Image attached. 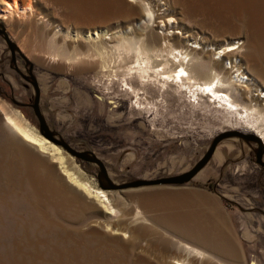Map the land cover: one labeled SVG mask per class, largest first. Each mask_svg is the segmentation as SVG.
I'll return each instance as SVG.
<instances>
[{"label": "rangeland", "instance_id": "374dc122", "mask_svg": "<svg viewBox=\"0 0 264 264\" xmlns=\"http://www.w3.org/2000/svg\"><path fill=\"white\" fill-rule=\"evenodd\" d=\"M148 3L157 16L173 15L177 19L173 28L161 18L144 23ZM31 4V14H0V19L33 63L36 77L46 74L42 64L55 67L53 78L68 66L79 86L88 81L95 95L99 92L117 103L118 117L116 124L105 116L95 117L93 128L83 120L78 133L65 134L74 148L94 152L106 176L96 163L70 156L57 145L52 148L54 157L39 150L0 119V264H184L168 260V250L195 264H264V170L234 164L228 168V159L223 163L210 159L182 185L107 186L108 181L117 185L182 173L222 130L254 131L228 124L219 103L209 97L192 103L189 92L187 97L178 94L174 84L162 96V81L153 71L142 82L132 68L145 64L148 56L153 65L159 64L157 50L168 35L175 47H198V55L208 46L220 49L223 42L244 45L247 53L226 56L217 68L222 72L236 61L254 79V100L263 102L258 88L264 89V0H87L86 5L82 0H33ZM95 13L103 22L97 23ZM175 24L194 38L184 42ZM94 29L103 35L88 37V30ZM122 38H130L135 48L118 46ZM205 60L206 66L216 62L215 55ZM13 65L27 73L22 57L12 62L0 35V109L40 136L37 118L27 105L33 100V88ZM238 73L234 71L235 76ZM131 84L145 88L150 103L141 100L149 107L137 102ZM230 91L237 101H249L238 89ZM227 139L223 141L232 140Z\"/></svg>", "mask_w": 264, "mask_h": 264}, {"label": "bare ground", "instance_id": "6f19581e", "mask_svg": "<svg viewBox=\"0 0 264 264\" xmlns=\"http://www.w3.org/2000/svg\"><path fill=\"white\" fill-rule=\"evenodd\" d=\"M24 1H26L24 5H19V2L17 0H14L12 3L10 1L0 0V4H2L4 7V8H0L2 9L1 11H3V12L0 11L1 16L4 17L7 15V17L8 16L10 17L11 14L23 16L26 14L33 13L34 9L31 4L33 0H24ZM82 3L86 5L87 0H82ZM94 3H96V1H94ZM152 7L153 5L150 3H148L147 6L145 7V9L147 10L146 12L147 17L145 19L146 21L144 20V23L148 24L150 22L151 24L152 23L154 24V21L156 19L161 18L163 21H165L166 26L169 29L173 28L171 27V25L173 22H176L177 19L173 15L160 14L157 16L156 9ZM95 14H96V17L95 16L94 17L96 18V20L99 19L101 15L99 13H95ZM100 22H103L101 18L97 20V23H100ZM92 24L90 25L94 26L93 22ZM174 27L178 28L180 33H182V38L184 42L187 43L188 41L192 40V38H194L193 34L191 32L188 33L187 32L188 30L183 28L180 24H175ZM88 31L90 32L88 37H91L93 39H98L101 35H103V31H100L99 29L88 30ZM107 34L108 33H106V35ZM129 40H127L126 38H122L120 45L118 46H123L126 44L128 46L130 45L133 47L132 41H129ZM170 41H171V37L168 35L165 37V39L162 42V45L165 46V48L161 47L162 45L158 44L160 45V47L157 50V55H160V57L157 56L156 59L159 61L158 62L159 64L153 65L152 59L150 58V56H148V58L144 61L145 64L142 63L141 65H139V68H135V67L132 68V70L138 71L137 74L141 76L142 82L143 81L145 82L147 80L146 76L150 75V71H153L156 74V79L159 82L162 81V84H161V90H163V93L161 94L162 96H166V94L168 93L167 90L172 88L174 84L175 90L178 94H181L182 92V94L187 97L186 94L189 92L188 94L190 95L188 96V99L192 97V103L195 101L196 103L197 102L199 103V101H203L206 97H209V99L212 100L213 102L219 103L218 105L222 109V112L224 113V115L226 116L225 121L228 124L233 125L234 128H244V127L252 128L255 131L253 132L254 133L257 132L256 134L259 135L264 141V101L257 102L254 100V96H253L254 95L253 87L255 84L254 79L251 78L250 76L245 75L243 73V70L241 69V66L240 65L238 66L236 64V61H235V64H233V62L231 63L233 64L232 65L233 68L235 67L234 71H239L237 76H235L236 74H234V71L231 72L230 70H229L228 75L224 74V72L227 73L228 69L232 68V66L226 65L225 67L226 70H223L222 72H220L217 68V66L219 64H222V62L224 61V57L227 56L232 59V57L236 58V56H238L241 52L242 53L246 52V51L243 52V50H245V48H243L244 45L236 46V44L234 43L231 44L225 41L226 43L223 42V46L220 49H218V47L216 46H208L209 48H206L208 49L207 52L204 51L205 53H200L198 55V50H197L198 47H194V46L191 47L190 45H185L183 47H180V46L175 47L172 44H170L171 43ZM167 45L170 47L169 50H166ZM203 46L206 47L205 45ZM250 54L251 53H249L248 56H250ZM208 55H210V57L215 55L216 60L214 61L216 62H214V64H212L213 62L212 63L210 62V65L207 63L208 65L206 66L205 57ZM193 62L195 63L194 65H193ZM236 66H238V68ZM134 75L135 73L131 74L132 76L131 78H133ZM201 75H203L202 77L203 80L202 78H200ZM245 79L250 80V81L249 82L245 81ZM129 88L131 89L135 97H137L140 100L143 98L147 100L146 98L147 92L144 87H137L131 84L129 85ZM224 88H226L227 90H224ZM233 89H238L239 92H242L243 94H247L246 97L248 98L249 101L245 102L246 104H243L237 101L231 95L230 90H233ZM258 90H260L259 94H261V97L264 98V94L262 95V93L264 92V89L258 88ZM142 94H145V95L142 96ZM197 94H200V96H197ZM203 96H206V97L203 98ZM140 100H137V102L143 107H149V105H151V104L145 105V101H142V100L140 101ZM189 100L191 101V99ZM146 102L150 103L148 100ZM152 107L150 108L153 109ZM3 111L6 112V110L4 109ZM5 118L9 122V124L12 126V129H14L13 131L16 130L17 132L22 134L32 145L37 146L39 150L43 152H50V155L54 157V152L56 151V149L53 152L54 149L52 148L54 147L56 148V145L49 142L43 136L41 135L38 136L37 134L32 133V131L29 130L30 128L25 127V124L21 123L20 120L19 121L17 120L19 118L15 116L12 117V115L11 116L5 115ZM59 164L61 165L60 160H59ZM61 167L63 168V165H61ZM99 196H101L105 201H107L108 204L111 203L110 200H108L107 197L105 196V192L100 193ZM109 198H111V196ZM147 199L149 198L147 197ZM210 228H209V231L211 230ZM209 239L210 238H208V240ZM197 251L200 254H206L205 251L199 248H197ZM168 255H169L168 260L183 261L184 264H195L194 262L189 261L190 259L187 261L182 260L181 256H179L175 250H168Z\"/></svg>", "mask_w": 264, "mask_h": 264}, {"label": "crops", "instance_id": "0c3cea01", "mask_svg": "<svg viewBox=\"0 0 264 264\" xmlns=\"http://www.w3.org/2000/svg\"><path fill=\"white\" fill-rule=\"evenodd\" d=\"M42 67H44L46 74L41 77L37 76L40 88L39 107L52 130L65 139V134L69 130L72 134L78 133L83 120L85 122L90 121L89 128H93L92 119L95 117L103 118L105 116V120L110 124H116L118 113L115 101L104 97L99 92L95 95L93 87L88 81L84 87L79 86L69 74L71 71L69 72L68 66L55 78L51 77V74L58 72L54 66L46 67L42 64ZM79 138L82 139L81 141L85 139L82 136ZM228 139L232 140L223 141L225 140L223 139L219 142L210 159H218L222 163L228 159L225 161L228 168L234 164L242 167L252 166L256 172L264 170L263 166L255 162L254 146L251 143L243 142L237 137H229ZM229 193L232 194L231 191Z\"/></svg>", "mask_w": 264, "mask_h": 264}, {"label": "water", "instance_id": "95a60500", "mask_svg": "<svg viewBox=\"0 0 264 264\" xmlns=\"http://www.w3.org/2000/svg\"><path fill=\"white\" fill-rule=\"evenodd\" d=\"M19 5H21L20 2H19ZM0 35H2V37L4 38L8 46V49L11 54L12 62L15 64L16 55H19L20 57L23 58L26 64L27 73H23L21 70L17 69L16 65H13V67L16 71L20 73L21 77L24 80H26L29 84H31L33 88V100L31 103H28L27 105H29L32 108L33 113L35 114L37 118L38 125H39V133L49 142L61 147L70 156L76 157L77 159H81L83 161H90V162L96 163L97 165H99L100 169L106 176L105 166L103 162L94 154L92 150H79V149L74 148L60 134L52 130L47 124L44 116L41 113L40 107H39L40 88H39L37 77L33 73V63L25 56V54L21 51L17 43L11 38L2 19H0ZM0 119L2 120L3 124L7 128L14 130L12 129V126L9 124V122L6 120L5 114L1 111V109H0ZM229 137H237L247 143L255 144V147H254L255 162L258 165L264 167V141L259 135L251 131H242L240 129H224L213 137L205 153L187 171L174 174V175H170V176L158 177V178L136 179L133 181H129V182L121 183L117 185L107 180L108 181L107 186L111 189H122V188H135V187H141V186H149V185H182V184H185L191 181V179L210 160L219 142ZM53 165L54 167L58 168L56 164H53Z\"/></svg>", "mask_w": 264, "mask_h": 264}, {"label": "flooded vegetation", "instance_id": "af4514ba", "mask_svg": "<svg viewBox=\"0 0 264 264\" xmlns=\"http://www.w3.org/2000/svg\"><path fill=\"white\" fill-rule=\"evenodd\" d=\"M10 55H11V54H10ZM18 57H20V56L16 55V59H15V62H16V60L18 59Z\"/></svg>", "mask_w": 264, "mask_h": 264}]
</instances>
